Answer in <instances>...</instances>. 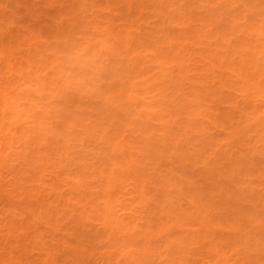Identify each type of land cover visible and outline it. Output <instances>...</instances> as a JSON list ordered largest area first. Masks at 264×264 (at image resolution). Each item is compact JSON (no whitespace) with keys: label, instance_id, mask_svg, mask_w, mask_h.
<instances>
[{"label":"bare ground","instance_id":"6f19581e","mask_svg":"<svg viewBox=\"0 0 264 264\" xmlns=\"http://www.w3.org/2000/svg\"><path fill=\"white\" fill-rule=\"evenodd\" d=\"M0 264H264V0H0Z\"/></svg>","mask_w":264,"mask_h":264},{"label":"clouds","instance_id":"9594fccd","mask_svg":"<svg viewBox=\"0 0 264 264\" xmlns=\"http://www.w3.org/2000/svg\"><path fill=\"white\" fill-rule=\"evenodd\" d=\"M103 70L100 59L88 54L83 49H77L68 61L64 73L69 79L85 83Z\"/></svg>","mask_w":264,"mask_h":264}]
</instances>
